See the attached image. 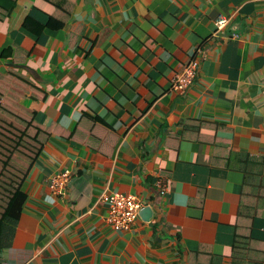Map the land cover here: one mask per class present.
I'll return each instance as SVG.
<instances>
[{
	"label": "crops",
	"instance_id": "1",
	"mask_svg": "<svg viewBox=\"0 0 264 264\" xmlns=\"http://www.w3.org/2000/svg\"><path fill=\"white\" fill-rule=\"evenodd\" d=\"M10 66L42 92L21 104L58 127L0 264H264V0H0ZM104 192L153 215L115 230Z\"/></svg>",
	"mask_w": 264,
	"mask_h": 264
},
{
	"label": "trees",
	"instance_id": "2",
	"mask_svg": "<svg viewBox=\"0 0 264 264\" xmlns=\"http://www.w3.org/2000/svg\"><path fill=\"white\" fill-rule=\"evenodd\" d=\"M41 94L33 79L16 66L0 69V248L10 241L24 211L30 171L58 127L40 122L36 111L20 102L27 95ZM81 129L82 125L75 131Z\"/></svg>",
	"mask_w": 264,
	"mask_h": 264
},
{
	"label": "built area",
	"instance_id": "3",
	"mask_svg": "<svg viewBox=\"0 0 264 264\" xmlns=\"http://www.w3.org/2000/svg\"><path fill=\"white\" fill-rule=\"evenodd\" d=\"M230 18L225 15H219L216 18L215 34L220 33L229 24ZM200 54V49L197 50ZM206 56V53H204ZM200 68V59L193 56L185 67L175 73L172 78V90L180 95L187 92L193 81L195 80ZM69 171H60L51 176L50 187L55 192H62L66 188L69 180ZM156 187L161 194L168 191L167 181L163 177H159L156 181ZM99 201L107 204L109 212L107 221L115 230H131L136 225L140 217V211L144 208L141 199L134 194L113 192H104L99 195Z\"/></svg>",
	"mask_w": 264,
	"mask_h": 264
},
{
	"label": "water",
	"instance_id": "4",
	"mask_svg": "<svg viewBox=\"0 0 264 264\" xmlns=\"http://www.w3.org/2000/svg\"><path fill=\"white\" fill-rule=\"evenodd\" d=\"M152 215H153V208L151 206H145L140 211V217L145 220H149L152 217Z\"/></svg>",
	"mask_w": 264,
	"mask_h": 264
}]
</instances>
